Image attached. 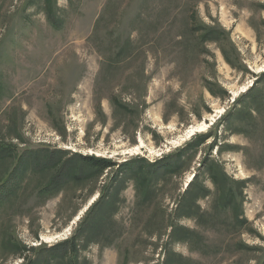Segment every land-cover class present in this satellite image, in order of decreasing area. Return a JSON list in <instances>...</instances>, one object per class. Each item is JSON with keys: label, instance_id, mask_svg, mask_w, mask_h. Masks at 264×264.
Returning <instances> with one entry per match:
<instances>
[{"label": "rangeland", "instance_id": "374dc122", "mask_svg": "<svg viewBox=\"0 0 264 264\" xmlns=\"http://www.w3.org/2000/svg\"><path fill=\"white\" fill-rule=\"evenodd\" d=\"M206 28L223 34L210 40ZM263 70L264 0H0V143L13 149L0 177L27 150L154 162L206 136L146 201L130 179L106 192L113 169L52 196L38 192L48 171L27 172L0 210V264L40 259L80 228L77 264H168V254L187 260L174 264L263 263L264 107L251 121L232 105ZM263 85L264 76L254 91ZM208 155L244 182L240 227L230 212L215 214L213 194L198 200L201 219L174 215L193 174L205 176ZM112 193L117 210L85 245L86 220H96L88 214L99 212L88 209ZM170 223L198 231L200 247L174 242Z\"/></svg>", "mask_w": 264, "mask_h": 264}, {"label": "trees", "instance_id": "16d2710c", "mask_svg": "<svg viewBox=\"0 0 264 264\" xmlns=\"http://www.w3.org/2000/svg\"><path fill=\"white\" fill-rule=\"evenodd\" d=\"M208 39L217 40L216 35L223 34L222 31L217 28H206ZM223 58L231 64L228 54L222 46H220ZM230 48L232 53H235L234 49ZM264 76V70L261 75H258L254 83L249 89H247L238 98L234 99L232 105H241L239 111H245L246 115L251 117V121L255 120L256 115L260 113L262 107H264V85L254 91V87L260 82L261 77ZM249 96L252 99V103L249 106H244L243 99ZM232 106V107H233ZM230 115V111L224 113L225 120ZM223 120V121H225ZM226 128H229L226 126ZM242 128H238L240 132ZM206 140L205 135H196L192 141L181 147L174 152L167 154L154 162H148L144 158H134L126 160L123 163H117L113 160L105 157L94 155H82L71 154L68 156L63 150H47L36 149L27 150L24 152L16 153L15 162L12 167L0 177V210L7 204H13L17 192L21 188L22 183L27 177V172H46L48 171L49 177L45 178L38 190L39 194L54 195L62 191V189L68 186L69 183L80 184L83 181L97 178V176L104 170L113 169L114 178L113 181L108 184L106 192H111V183L116 181L120 182L127 179L132 180L135 183L136 191L141 194L143 200H149L151 197V191L154 189L159 180L163 179L164 175L172 172H176L184 166L186 161L190 160L198 147ZM11 145H2L0 143V161L5 157L13 154ZM212 147V145H211ZM189 152V154H188ZM200 166L203 168L204 177L200 178L199 174L194 173L191 180L187 183L186 188L178 200L176 211L174 215L177 218H194L199 220L202 218L203 212L200 211L199 199H203L213 194L211 207L214 209L215 214L221 215L224 212H230L231 223L234 226H242L246 223V220L242 218L241 207V193L244 182L235 181L230 178L221 167L219 162L209 155L202 160ZM205 179H208L213 186L211 190L204 184ZM106 186L104 187V189ZM103 189V190H104ZM104 197L100 198L97 202L93 203L88 210H102L98 212V215L94 213L88 214L89 217H95L86 220V224L90 226L87 230V235L84 234L82 243L91 241L95 232H99L108 218L109 210H117V200L114 193L103 194ZM106 207V208H104ZM90 212V211H89ZM88 212V213H89ZM93 225V228L91 226ZM80 226V225H79ZM169 236L174 242L188 244L190 251L197 250L200 247L201 239L198 231L190 229L180 224L170 223ZM81 233L84 232V228H80ZM79 230V231H80ZM79 231L71 238L57 242L56 244L46 248V255H42L40 259L33 258L28 260L25 264H77L76 252H77V240L79 238ZM79 236H78V235ZM85 237V239H84ZM17 247V245H16ZM22 246H19L21 248ZM16 249V248H15ZM174 254H168L166 256V262L168 264L178 263L179 259L185 258L181 255L174 258ZM187 259V258H186ZM181 262V261H180ZM260 264H264L260 262Z\"/></svg>", "mask_w": 264, "mask_h": 264}, {"label": "bare ground", "instance_id": "6f19581e", "mask_svg": "<svg viewBox=\"0 0 264 264\" xmlns=\"http://www.w3.org/2000/svg\"><path fill=\"white\" fill-rule=\"evenodd\" d=\"M206 127H207L206 122L199 123L196 126H191V128L188 129V134L192 135L194 132L201 131V130L205 129Z\"/></svg>", "mask_w": 264, "mask_h": 264}]
</instances>
